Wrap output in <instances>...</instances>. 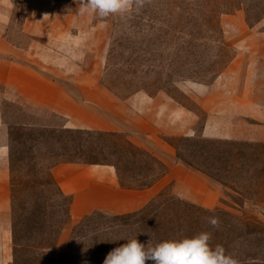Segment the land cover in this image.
Wrapping results in <instances>:
<instances>
[{"label":"rangeland","instance_id":"rangeland-1","mask_svg":"<svg viewBox=\"0 0 264 264\" xmlns=\"http://www.w3.org/2000/svg\"><path fill=\"white\" fill-rule=\"evenodd\" d=\"M206 1L145 0L143 8L137 10L134 6L124 16H110L102 21L87 15L83 17L78 15L76 0H53L54 14L58 16L66 14L70 19L61 20L59 19L61 17H55L52 22L50 19H39L35 26L42 35L33 40L24 33L26 14L16 4L7 31L12 43L24 48L31 44L36 47L38 56L31 60L33 65L45 74L98 77L102 84L120 99H128L136 93L150 96L166 93L172 96L196 118L195 124L184 119L183 129L193 127L197 132L190 135L185 132L171 133L164 130L161 138L174 149L178 162L201 172L178 160V157H183L205 170L204 166L210 165L215 154L210 151V146L230 148L237 152L247 150L245 143H251L254 152L264 154L262 149L254 146L264 142L216 139L203 135L207 113L200 104L202 101L204 104L207 100L210 101V86L216 83L238 55L236 47L225 39L222 16L243 8L247 24L251 27L257 26L264 16V0H210L209 6H206ZM217 3H223V7L230 11L220 16V29L216 28L219 8L216 6ZM209 9L210 27L206 21ZM46 30H50L48 36H45ZM242 79L228 78L226 88L230 90L239 88ZM160 88L164 90H159ZM1 109L17 137L13 141V146L25 151L22 156L24 161L20 163L21 167H18L14 176L20 179L30 178L29 163L35 162V170L32 173L34 178L47 184L46 188L41 186L42 189L49 188L50 168L65 159L96 160L105 163L103 165L118 163L124 174L123 182L126 184L130 183L132 174L139 173L141 169L153 168L157 172V165L147 158L120 159L125 151L124 143L127 137L123 133L116 136L85 135L80 137L79 143L71 141L66 134L50 132L65 129L62 127L64 121L58 117H48L52 126H47L44 123L49 121L44 116L32 115L29 109L20 104L6 101ZM126 160L135 163H129L127 167ZM208 170L210 171V166ZM201 173L208 177L216 188L218 194L216 207L238 214L245 209L264 222V206L245 204L239 194L207 174ZM161 192L166 199L174 195L175 204L172 205L174 211L180 212L185 209L180 206L178 199L188 200L174 192L173 183L164 185L159 193ZM203 193L210 197V188ZM44 196L50 200L47 191L44 192ZM164 197L159 200L158 205L164 201ZM50 203L59 209H65L67 199L57 198ZM170 213L173 214L172 211ZM82 218L74 220L72 216L70 217V221L60 234L58 250L67 254L68 264H103L110 251H106L105 248L108 236L102 235L106 231L110 233L111 238L120 236L112 235L111 229L107 226L109 221L97 215L84 227L82 237L73 240L72 229ZM201 229L213 231L208 223H204Z\"/></svg>","mask_w":264,"mask_h":264},{"label":"crops","instance_id":"crops-1","mask_svg":"<svg viewBox=\"0 0 264 264\" xmlns=\"http://www.w3.org/2000/svg\"><path fill=\"white\" fill-rule=\"evenodd\" d=\"M41 1L0 0V264L13 262L11 126L1 109L6 101L26 107L32 115L44 116L49 121L44 123L47 126H52L47 118L53 116L64 121L63 128L123 133L169 166V173L157 184L137 190L121 187L113 165H56L52 174L62 191L72 197V219L93 212L121 215L140 210L167 183H173L178 196L204 208H215L218 194L212 181L178 162L174 149L161 138L164 130L190 135L197 132L193 127L183 129L184 119L195 124L196 118L172 96L136 93L120 99L98 77L45 74L33 65L31 59L38 56L33 44L24 48L11 42L7 26L16 4L26 14L24 33L32 40L41 34L36 28L39 19L51 22L55 17L70 19L66 14H54L53 0ZM221 22L226 41L236 47L238 55L210 86V101L200 102L207 113L203 135L264 142V16L257 26L251 27L244 9L240 8L224 14ZM49 31L46 30L45 36ZM228 78H243V81L239 88L230 90L226 88ZM209 188L210 197L203 193Z\"/></svg>","mask_w":264,"mask_h":264},{"label":"trees","instance_id":"trees-1","mask_svg":"<svg viewBox=\"0 0 264 264\" xmlns=\"http://www.w3.org/2000/svg\"><path fill=\"white\" fill-rule=\"evenodd\" d=\"M209 6L210 0L206 1ZM218 15L216 28L220 29L219 19L224 13H229L223 7V3H217ZM210 27V9L206 20ZM159 90H164L160 88ZM52 134L60 132L71 138V141H80L81 136L107 135L116 136L117 132H102L90 130H74L65 128L62 131H50ZM10 168L12 173V233L14 264H68L67 254L58 250L60 234L66 224L70 221L72 197L66 195L52 174V169L61 163H90L105 164L89 159H65L50 168L49 175L51 181L47 184L39 182L34 178L35 162L30 164V178L20 179L14 176L20 163H23V149L13 146V141L17 139L13 131L10 132ZM43 138V134L41 135ZM59 139V138H58ZM125 151L120 159H140L147 158L157 165V172L153 168L139 170L133 173L130 183L123 182V172L118 163L115 166L120 185L125 189L142 190L157 184L169 173V168L156 156L143 148L135 146L127 137L124 143ZM253 144L245 143L247 150L233 151L230 148H217L210 146V151L214 152L210 165L204 166L205 170L193 165L183 157L178 160L189 164L192 167L207 174L212 179L230 188L239 194L245 204L251 203L253 206H264V154L254 152ZM264 151V143L255 144ZM32 151V148L30 149ZM200 153V152H199ZM216 155V156H215ZM130 162L126 160L128 167ZM137 165V164H136ZM210 166V171L208 167ZM27 167V165H26ZM140 168V167H139ZM47 191L50 200L46 199L44 192ZM172 195V194H171ZM174 195L169 199L164 197V193H159L148 204L140 210L121 214L107 215L102 212H94L84 216L72 229V239L82 237V230L95 216L109 221L107 226L111 229V234L120 236L111 238L106 231L102 236H108L105 243L106 251H111L127 242V239L137 236V239L147 245L149 240L153 244L167 240L180 238L182 236H192L200 231L208 217H218L220 226L213 228V244H222L227 253L240 261V264H264V222L257 216L248 213L245 209L241 213H233L221 207L215 209H205L195 204H191L183 199H178L183 211H174ZM165 198L162 203L157 204L161 198ZM66 198L65 209H59L51 200ZM172 211V215L171 212ZM108 244V245H107ZM104 248V249H105ZM148 264H153L148 261Z\"/></svg>","mask_w":264,"mask_h":264},{"label":"clouds","instance_id":"clouds-1","mask_svg":"<svg viewBox=\"0 0 264 264\" xmlns=\"http://www.w3.org/2000/svg\"><path fill=\"white\" fill-rule=\"evenodd\" d=\"M78 15L106 20L110 16H124L133 7L143 8L145 0H76ZM208 224L215 229L220 226L218 217L207 218ZM211 231H200L192 236L167 239L147 245L137 236L111 250L103 264H240L222 244H213Z\"/></svg>","mask_w":264,"mask_h":264}]
</instances>
